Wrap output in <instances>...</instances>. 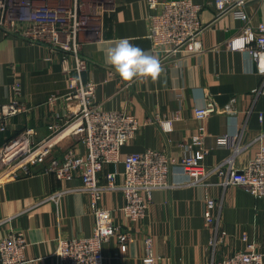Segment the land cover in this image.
Masks as SVG:
<instances>
[{
    "label": "crops",
    "instance_id": "obj_1",
    "mask_svg": "<svg viewBox=\"0 0 264 264\" xmlns=\"http://www.w3.org/2000/svg\"><path fill=\"white\" fill-rule=\"evenodd\" d=\"M193 1L202 5L201 19L206 26L203 52L163 59L161 50L154 51L149 37L152 10L146 0H116L114 9L104 16L100 34L82 41L81 53L88 60L84 79L96 82V101L106 110L131 112L141 123L135 137L124 146L123 156L153 148L164 150L175 160L169 173L171 186L154 191L147 216L140 224L130 225L119 211L124 203L119 190L104 193L101 204L111 210L118 225L128 227L134 235L124 253L115 237L104 243V264H143L147 235L154 237L156 264H218L248 242H256L264 254V199L242 186L224 187L215 173L203 183L189 184L190 176L179 164L186 143L201 123L194 116V108L208 98L222 107L235 99L232 112L219 111L204 121L209 152L204 154L197 148L195 154L208 168L232 159L241 169L264 144V93L253 91L262 76L246 52L226 44L245 23L232 12L218 14L214 0ZM244 10L254 27L264 22V0H246ZM121 38H129L159 59L163 71L156 81L125 82L106 64V49ZM48 54L45 46L0 30V105L17 99L30 107L28 112L11 118L8 129L0 133V146L29 127L35 129L37 140L56 129L58 119L46 100L50 94L66 93L68 78L59 54L51 60ZM73 106L61 101L56 111L69 113ZM176 113L180 118L173 121L170 132L164 131L160 119ZM225 134L238 136L235 146H217V137ZM70 147L83 151L77 137L63 131L53 155L62 156ZM109 171H116L117 182H122L123 163L105 165L101 182ZM81 186L79 177L61 180L46 172L44 165L33 166L30 175L0 179V237L12 230L25 232L28 244L23 264H54L61 239L93 233L89 196ZM67 188L72 190L58 203L47 198ZM209 198L216 201L212 210L215 219L210 223L205 218ZM217 228L220 239L212 244Z\"/></svg>",
    "mask_w": 264,
    "mask_h": 264
},
{
    "label": "built area",
    "instance_id": "obj_2",
    "mask_svg": "<svg viewBox=\"0 0 264 264\" xmlns=\"http://www.w3.org/2000/svg\"><path fill=\"white\" fill-rule=\"evenodd\" d=\"M146 1L152 10L149 37L153 50L163 52V59L204 51L202 34L206 26L201 19V4L193 0ZM115 3L116 0H0V30L6 34L16 33L27 42L45 46L49 51L48 60L59 54L68 78L67 92L50 94L46 100L58 119L56 129L48 137L37 140L35 129L29 127L0 146V179L30 175L33 166L44 165L46 172L54 173L61 180L69 181L75 177L82 180L80 189L89 196L94 230L90 236L61 239L54 253L57 260L54 264H104V243L115 237L124 253L134 240L132 231L118 225L111 210L101 204L106 191L119 190L123 194L124 203L119 211L130 225H136L145 220L154 191L171 186L169 173L175 160L164 150L153 148L123 156L124 146L141 127L140 121L125 110L103 109L96 101V82L84 79L88 60L81 53L82 41L92 40L100 34L104 16L114 9ZM214 4L218 14L232 12L235 18L244 21L245 25L226 44L230 49L249 55L262 76L261 84L253 91L264 93V22L255 27L250 23L244 10L246 0H214ZM61 101L74 103L69 113L56 111ZM234 101L233 98L222 107L213 98H208L205 104L194 108V116L201 123L186 143V151L179 164L190 176L189 184L203 183L215 173L220 178L218 183L224 187L242 186L253 196L264 199V144L241 169L234 166L232 159L208 168L195 154L197 148L204 154L209 152L205 147L204 121L219 111L232 112ZM29 110L26 103L17 99L1 104L0 133L8 129L13 116ZM178 118L180 115L176 113L173 117L160 119L161 127L170 132L173 121ZM63 131L77 137L83 151L70 147L62 156L55 157L53 149ZM237 139V135H220L217 146H235ZM119 163L124 165L122 182H117L116 171H109L105 182H101L104 166ZM71 190H60L47 198L58 203L63 194ZM215 206L213 198L207 199L205 218L208 223L215 219L212 212ZM215 233L212 244L220 239L218 228ZM144 243L143 264H156L154 237L145 236ZM27 244L23 230H12L0 237V264L26 262ZM218 264H264V254L258 250L256 242H248L244 249L225 256Z\"/></svg>",
    "mask_w": 264,
    "mask_h": 264
},
{
    "label": "clouds",
    "instance_id": "obj_3",
    "mask_svg": "<svg viewBox=\"0 0 264 264\" xmlns=\"http://www.w3.org/2000/svg\"><path fill=\"white\" fill-rule=\"evenodd\" d=\"M105 62L128 83L149 79L154 82L163 71L157 57L133 44L129 38H121L108 47Z\"/></svg>",
    "mask_w": 264,
    "mask_h": 264
}]
</instances>
